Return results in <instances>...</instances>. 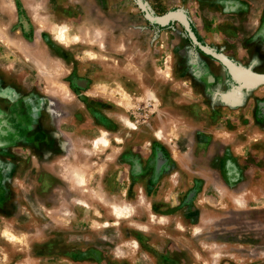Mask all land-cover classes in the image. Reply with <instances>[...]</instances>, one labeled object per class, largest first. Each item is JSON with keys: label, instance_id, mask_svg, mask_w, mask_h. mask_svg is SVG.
I'll return each mask as SVG.
<instances>
[{"label": "rangeland", "instance_id": "obj_1", "mask_svg": "<svg viewBox=\"0 0 264 264\" xmlns=\"http://www.w3.org/2000/svg\"><path fill=\"white\" fill-rule=\"evenodd\" d=\"M0 264H264V0H0Z\"/></svg>", "mask_w": 264, "mask_h": 264}, {"label": "bare ground", "instance_id": "obj_2", "mask_svg": "<svg viewBox=\"0 0 264 264\" xmlns=\"http://www.w3.org/2000/svg\"><path fill=\"white\" fill-rule=\"evenodd\" d=\"M57 27V26H56ZM55 28V26H54ZM53 30V29H52ZM64 31L66 32L65 28L63 26H58L57 28L54 29L53 31V39L56 41V42H64ZM67 37V36H65ZM74 40V39H73ZM76 41V40H75ZM94 141V140H93ZM100 141V140H98ZM99 142H95V145L98 144ZM102 143V141H101ZM99 143L100 145H104L105 142H103L102 144ZM94 144V143H93ZM107 145V143L105 144V146ZM96 147V146H95ZM119 209V208H118ZM118 212V211H117ZM116 212V213H117ZM123 212V211H121ZM118 214H120V211L118 212ZM122 215V214H121Z\"/></svg>", "mask_w": 264, "mask_h": 264}]
</instances>
